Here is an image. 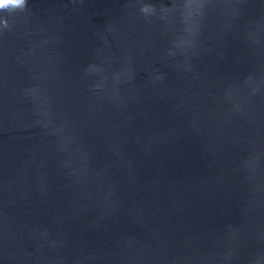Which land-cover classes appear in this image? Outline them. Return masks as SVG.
Returning <instances> with one entry per match:
<instances>
[{
    "label": "water",
    "instance_id": "water-1",
    "mask_svg": "<svg viewBox=\"0 0 264 264\" xmlns=\"http://www.w3.org/2000/svg\"><path fill=\"white\" fill-rule=\"evenodd\" d=\"M0 264H264V0L0 10Z\"/></svg>",
    "mask_w": 264,
    "mask_h": 264
},
{
    "label": "clouds",
    "instance_id": "clouds-1",
    "mask_svg": "<svg viewBox=\"0 0 264 264\" xmlns=\"http://www.w3.org/2000/svg\"><path fill=\"white\" fill-rule=\"evenodd\" d=\"M26 5V0H0V10H7V9H20L23 10ZM146 9L142 8V11ZM4 27H8V23L6 20L3 22Z\"/></svg>",
    "mask_w": 264,
    "mask_h": 264
}]
</instances>
